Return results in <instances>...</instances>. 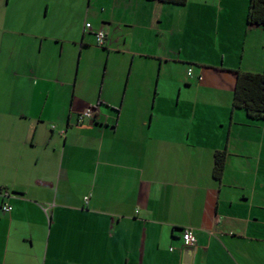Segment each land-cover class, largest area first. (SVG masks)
<instances>
[{"label": "crops", "instance_id": "0c3cea01", "mask_svg": "<svg viewBox=\"0 0 264 264\" xmlns=\"http://www.w3.org/2000/svg\"><path fill=\"white\" fill-rule=\"evenodd\" d=\"M12 1L0 0V264H264V121L233 107L235 72H264L249 0H89L84 21L38 17L69 0ZM192 14L221 62L185 53Z\"/></svg>", "mask_w": 264, "mask_h": 264}, {"label": "trees", "instance_id": "16d2710c", "mask_svg": "<svg viewBox=\"0 0 264 264\" xmlns=\"http://www.w3.org/2000/svg\"><path fill=\"white\" fill-rule=\"evenodd\" d=\"M154 1V0H152ZM166 4L184 6L188 0H155ZM249 25L264 27V0H249L247 14ZM233 107L245 111L252 121H264V72H235ZM226 151L215 154L213 177L220 181L226 163Z\"/></svg>", "mask_w": 264, "mask_h": 264}, {"label": "rangeland", "instance_id": "374dc122", "mask_svg": "<svg viewBox=\"0 0 264 264\" xmlns=\"http://www.w3.org/2000/svg\"><path fill=\"white\" fill-rule=\"evenodd\" d=\"M16 1H18V0H16ZM13 2H14V0L12 1V3ZM33 2H34V0H33ZM19 3H20V1H19ZM65 5H67V4L65 3ZM65 5L61 4V6H59V10L56 9V12H54V13H53V10H51L50 13H48V14H47L45 9L40 10L41 12H38L39 13L38 17L47 16L48 19H52L54 17L62 18L66 14V11H67V13L70 16L74 14L76 17L81 19L80 21H84V18H85L84 16L86 14L87 8L89 7V0H69L68 9L65 8ZM26 6L30 7L29 9L32 8V6H30L29 3H27V2H26ZM33 7H35V5H33ZM30 14H31V10L27 11L26 17L28 19H29ZM13 15L17 16V13H13L12 16ZM195 21H197V18H195L193 16V14L191 16L189 15L188 21L181 23L182 27H183L182 30L185 31V35L183 34L184 36L182 35V37H181V35L179 33V36L173 37V42L176 43L177 42L176 39H180V37H181V41L183 42L184 48L186 50L185 53L187 52L188 55H191V56L193 55V56H195V58L199 57L197 59H201V60H202V57L210 56V58L215 60L216 63L221 62V57H220L221 55L217 51V47L215 46V44L212 42L211 36L208 37L207 32H205L203 35V34H199L198 31H195V28L196 29L198 28V26H196ZM204 22L207 23V21H204ZM80 23H82V22H80ZM209 23L210 22H208V27L210 26ZM205 27H207V26L205 25ZM201 28L204 30H208V28H204L203 26H201ZM210 29H211V26H210ZM180 31H181V29H180ZM90 51L95 52L93 55V58H94L97 55V53L100 52V49H97V46L93 45V47ZM98 58H99V56L95 57L94 60L97 61V60H99ZM212 59H211V61H212ZM100 64H101V62H98V65H100ZM104 64H105V62H104ZM104 64L102 66L103 70H104ZM189 66L193 68L192 71L196 70L195 64H193V66L191 64H189ZM181 74L184 75V72H181Z\"/></svg>", "mask_w": 264, "mask_h": 264}, {"label": "built area", "instance_id": "2783aa9c", "mask_svg": "<svg viewBox=\"0 0 264 264\" xmlns=\"http://www.w3.org/2000/svg\"><path fill=\"white\" fill-rule=\"evenodd\" d=\"M87 28H91L90 25H87ZM94 37H95V42L96 45L98 47H102L105 44V40H106V34L103 30H96L94 33ZM192 75V70L189 71V76ZM199 80H201V77L199 78ZM98 106L95 107H90L88 109H86L85 111H83L80 115H79V121L83 122L85 120L88 119H92L94 114H95V109H97ZM3 210L5 212H11L12 207L8 204L3 206ZM197 245V238L195 236L194 231L191 228H184L182 230V247L181 249H187V248H194ZM173 250V249H171Z\"/></svg>", "mask_w": 264, "mask_h": 264}, {"label": "water", "instance_id": "95a60500", "mask_svg": "<svg viewBox=\"0 0 264 264\" xmlns=\"http://www.w3.org/2000/svg\"><path fill=\"white\" fill-rule=\"evenodd\" d=\"M184 253V257L187 259V258H190L192 257L193 255V248H187L183 251Z\"/></svg>", "mask_w": 264, "mask_h": 264}]
</instances>
